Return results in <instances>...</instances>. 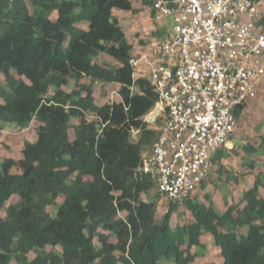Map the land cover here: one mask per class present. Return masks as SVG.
<instances>
[{
    "label": "trees",
    "instance_id": "obj_1",
    "mask_svg": "<svg viewBox=\"0 0 264 264\" xmlns=\"http://www.w3.org/2000/svg\"><path fill=\"white\" fill-rule=\"evenodd\" d=\"M153 1L0 0V130L37 122L20 157L0 160V264H192L204 234L221 256L205 264H264L263 170L241 206L224 200L219 211L206 192V203L184 200L191 219L183 224H171L178 203L158 215L160 194L150 195L154 182L139 170L157 133L143 120L157 93L146 76H133L132 43L114 10ZM96 82L116 84L118 100L96 104ZM242 150L255 170L251 155L264 157V131ZM214 174L238 179L222 165ZM209 176L202 191L214 184Z\"/></svg>",
    "mask_w": 264,
    "mask_h": 264
},
{
    "label": "built area",
    "instance_id": "obj_2",
    "mask_svg": "<svg viewBox=\"0 0 264 264\" xmlns=\"http://www.w3.org/2000/svg\"><path fill=\"white\" fill-rule=\"evenodd\" d=\"M151 7L170 29L149 62L157 101L145 121L161 122L140 170L164 198L182 202L209 174L238 109L264 77V23L254 0H154Z\"/></svg>",
    "mask_w": 264,
    "mask_h": 264
},
{
    "label": "rangeland",
    "instance_id": "obj_3",
    "mask_svg": "<svg viewBox=\"0 0 264 264\" xmlns=\"http://www.w3.org/2000/svg\"><path fill=\"white\" fill-rule=\"evenodd\" d=\"M257 1L261 13L264 14V0ZM134 6L137 9V12L114 10V14L118 18L128 39L133 45L132 57L134 60H136L140 56L139 51L147 49L148 51L154 52L157 49L158 41L167 32L169 26L166 24V18L157 17L155 14L151 15L148 7L142 6V4L139 2H135ZM148 73V71L144 72L145 75ZM72 88H74V84L65 86L63 89L70 91ZM116 89L117 85L114 83L96 82L93 85V96L95 98V103L102 104L106 101L117 100L118 95L116 94ZM147 115L144 118H146ZM87 117L89 119L92 118L90 114H88ZM76 121L77 119L73 118L71 120V124H75ZM160 122L161 119H158V123L156 124L155 128L159 127ZM36 126L37 122L32 120L29 126L25 129L15 126H7L0 130V160L4 158H19L21 154L20 149L23 142L25 140L33 141L35 139ZM263 131L264 77L259 83L253 99L247 102L245 109L238 116V125L226 145V157L222 158L220 163H214L213 170L209 176V180H212L214 184L210 182L205 187L204 191L198 188L195 192L197 199L193 198V200L206 203V200L202 195L204 192H206L210 195V200L219 211H223L226 208L224 200H226L227 203L237 205L239 204V206H241L243 203L241 198L243 190L251 186L254 174L257 173V170L264 171V157H256V155H251V157L257 159V168L253 171L248 170L247 166L244 164V160L240 158V156L243 154L242 145H255L257 142H259V136ZM68 132L70 138H72V129L70 128ZM135 137V135H132L133 140ZM220 165H222L223 171H229L238 176L236 182L230 178L226 181L215 178L214 170ZM246 171L247 174L242 175ZM155 194L158 193L156 189L153 188L150 195ZM259 194L260 196H264V190L260 189ZM146 197V195L143 196L144 199ZM159 197L160 199L158 201L157 209L158 215H162L166 211L169 201L162 196ZM15 199V196L11 197L6 204L14 201ZM61 200L62 197H58L56 202L59 203ZM47 210L50 213H53L54 208L52 206H48ZM188 219H191V214L185 209L183 204L178 203L177 210H175L171 217V224H183ZM241 231H243V229ZM209 237L210 236L208 234L202 235L201 245L192 247V249L197 253V256L192 264H205L209 261L219 263L221 261L219 249L214 244L212 238ZM46 249L50 250V246H47ZM56 249L59 250L58 247ZM33 256V253H29V258H32ZM10 264L16 263L11 262Z\"/></svg>",
    "mask_w": 264,
    "mask_h": 264
},
{
    "label": "clouds",
    "instance_id": "obj_4",
    "mask_svg": "<svg viewBox=\"0 0 264 264\" xmlns=\"http://www.w3.org/2000/svg\"><path fill=\"white\" fill-rule=\"evenodd\" d=\"M254 1L258 3L257 0H254ZM152 3H153V2H152ZM151 6H152V5H151ZM258 6H259V5H258ZM148 8H149V7H148ZM259 8H260V7H259ZM150 9H152V7L149 8V10H150ZM152 10H153V9H152ZM153 11H154V10H153ZM260 12H261V10H260ZM154 14H155V12H154ZM261 14H262V13H261ZM155 15H156V14H155ZM161 18H163V17H161ZM261 18H262V19L264 18V14H262V17H261ZM166 19H167V18H166ZM262 19H261V20H262ZM262 22L264 23V20H262ZM166 24L169 26V28H168V30H167V32H168L169 29H170V25H169V20H168V19H167V21H166ZM167 32H166V33H167ZM166 33H165V34H166ZM165 34H164V35H165ZM160 39H161V38H160ZM158 42H159V41H158ZM132 49H133V45H132ZM155 53H156V52H155ZM139 57H140V56H139ZM139 57H138L136 60H138ZM132 60H134L133 57H132V59H131V64H132ZM132 65H133V64H132ZM137 66H138V64H136L135 66L133 65V68H134L133 76H134V77H136V76H146V77H147V75H145V74H144V75H136V70H137L136 67H137ZM116 94H117V92H116ZM117 100H118V99H117ZM156 101H157V100H156ZM249 101H250V100H249ZM249 101H248V102H249ZM246 104H247V103L243 104V105L241 106V108H239L240 110L238 109V110L240 111L239 114H241V113L243 112V110L245 109ZM154 105H155V104H154ZM153 107H154V106H153ZM153 107H152V109H153ZM152 109H151V110H152ZM151 110H150V111H151ZM150 111H149L147 114H149ZM147 114H146V115H147ZM146 115H144V117H145ZM238 116H239V115H238ZM144 117H143V120L145 121V118H144ZM158 119H160V118L158 117V118L156 119V122H155L154 124H152V125L148 124L146 121H145V122L148 124V126H149L150 128L155 129L156 132H157V127L155 128V126H156V124L158 123ZM31 122H32V121H31ZM23 129H24V128H23ZM132 133H133V135H135L136 131L133 130ZM156 134H157V133H156ZM155 138H156V137H155ZM229 140H230V138H229ZM223 147L226 148V145L223 146ZM221 148H222V147H221ZM150 149H151V147H150L148 150H150ZM148 150H145V151H148ZM145 151H144V152H145ZM144 152H143V153H144ZM143 153H142V155H143ZM213 155H214V154H213ZM141 161H142V159H141ZM211 162H212V167H211V170H210L209 174L211 173V171L213 170V167H214V162H213V160H212V157H211ZM140 166H141V165H140ZM139 170H140V167H139ZM140 171H141V170H140ZM141 172H142V171H141ZM146 174H147V173H146ZM209 174H208V175H209ZM148 175H149V174H148ZM208 175H207V176H208ZM207 176H206L205 178H207ZM205 178H204V179H205ZM204 179H203V180H204ZM152 180H153V179H152ZM201 181H202V180H201ZM200 183H201V182H200ZM200 183H199V185H200ZM199 185H198V186H199ZM198 186H197L196 190L198 189ZM154 188H155V186H154ZM155 189H156V188H155ZM196 190H195V192H196ZM156 191H157V190H156ZM195 192H194L193 196L195 195ZM157 193H159V192L157 191ZM159 194H160V193H159ZM160 196H162V195L160 194ZM193 196H192L191 198H193ZM162 197H163V196H162ZM189 199H190V198H189ZM168 201H169V200H168ZM169 202H171V201H169ZM182 202H183V201H182ZM182 202H175V203H182ZM209 236H210V235H209ZM209 238H211V236H210ZM200 245H201V244H200ZM196 247H197V246H196ZM192 251H194V250L192 249Z\"/></svg>",
    "mask_w": 264,
    "mask_h": 264
},
{
    "label": "crops",
    "instance_id": "obj_5",
    "mask_svg": "<svg viewBox=\"0 0 264 264\" xmlns=\"http://www.w3.org/2000/svg\"><path fill=\"white\" fill-rule=\"evenodd\" d=\"M155 52H156V50L154 52H152V51H148L147 49H143L142 51H139L140 57L137 61L138 66L136 67L137 68L136 75H144V72L149 70V67H150L149 62L151 64L154 63Z\"/></svg>",
    "mask_w": 264,
    "mask_h": 264
}]
</instances>
